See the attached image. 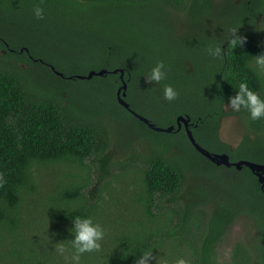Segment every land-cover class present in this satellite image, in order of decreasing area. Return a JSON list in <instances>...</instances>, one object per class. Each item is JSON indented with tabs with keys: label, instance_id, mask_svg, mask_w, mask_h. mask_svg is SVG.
<instances>
[{
	"label": "trees",
	"instance_id": "16d2710c",
	"mask_svg": "<svg viewBox=\"0 0 264 264\" xmlns=\"http://www.w3.org/2000/svg\"><path fill=\"white\" fill-rule=\"evenodd\" d=\"M233 1H221L213 21L224 23L221 30L235 29L243 43L233 47L229 37L221 43L213 34L212 44L226 48L220 57L207 55L213 59L209 66L196 65L190 76L187 67L173 71L166 66L165 79L149 85L145 76L153 67L124 61L126 41L110 11L135 6L154 8L161 16L168 7L185 9L190 3L194 16L213 19L214 1L0 0V264H65L56 243L74 238L69 230L75 216L91 217L105 230L101 249L83 254L81 264H135L149 250L150 264H174L181 257L189 264H264L259 177L246 166L213 164L176 125L178 116L190 117L196 141L210 153L264 165V119L253 121L243 109L226 111L241 81L264 97V75L249 67L251 56L264 52V0H241L238 7ZM37 6L44 9L43 18L34 15ZM54 21L78 33L91 51L63 63L48 47H38L36 33H51L49 22ZM118 69L125 72L124 99L131 109L157 127L175 126L174 132L150 128L119 104L121 73H113ZM102 70L107 74L77 78ZM165 85L176 90L174 100L164 99ZM143 100H149L147 108ZM231 115L240 118L246 132L234 149L219 136L222 119ZM113 123L127 127L121 129L122 138L133 151L123 178L140 170L136 162L143 167L138 195L132 191L127 197L112 187L111 179L118 177L112 144L122 143L111 133ZM137 142L145 150L139 160L134 158ZM214 183L223 184L211 192ZM164 199L173 206L166 208ZM242 218L252 220L256 235L251 244H235L231 261L221 263L217 248Z\"/></svg>",
	"mask_w": 264,
	"mask_h": 264
},
{
	"label": "rangeland",
	"instance_id": "374dc122",
	"mask_svg": "<svg viewBox=\"0 0 264 264\" xmlns=\"http://www.w3.org/2000/svg\"><path fill=\"white\" fill-rule=\"evenodd\" d=\"M212 1H214L212 6L213 9H211L213 12H209V15L213 19H208V14L199 15L198 17L194 16L190 9V3H186L187 8L185 9L168 7L166 13L161 15L165 20L162 19L154 8L141 9L135 8V6H127L111 10V19L120 26L119 37L126 41V45L121 48L123 55H126L124 61L131 65H136V63L146 65V68L154 67L157 63L163 62L165 67L171 66L170 69L173 71L177 70V67L183 66L187 67L189 76L191 70L195 72L196 69L199 68L198 66H201L203 69L206 65L209 66L213 59L210 57L207 59V55H209L207 48L209 46H216L212 44L211 35L215 34L213 37L219 38L222 43L236 31L235 29H231L230 31L225 29L221 30L222 27H224V23L213 21L218 16V14L215 13L218 12L217 6H219L223 0ZM233 3L238 7L242 1L234 0ZM24 13V10L17 12L14 14L15 16H12L13 21H9L7 24L9 26H14L17 20L20 19V15ZM90 13L93 14L91 11ZM49 23L51 27H49L48 30H50L51 33L47 32L44 35L36 33L38 39L36 45L38 47H40L38 44L42 45L43 50L48 47L51 55L61 59L63 58V63H68L67 60L72 59L69 58V56L75 58L83 57L86 51H91V47L81 42L78 33L70 31L67 27L62 26L65 23L57 21ZM47 24L48 22L41 23L42 26ZM197 25L200 31L197 29ZM10 31H13V29ZM220 46H222V44H220ZM222 48L224 51L226 46L223 45ZM112 54L114 55L115 53ZM61 59L58 61L60 62ZM86 67L88 68H85V70L89 69V66ZM35 75L37 79L44 78L40 73H36ZM42 82L46 84L45 80ZM184 84H180L179 88L185 89L184 87L186 86ZM148 102L149 100L143 102L144 108L150 105ZM231 110L233 109L229 106L226 107V111L230 112ZM107 120H110V118ZM110 125L111 133L113 134L114 132L117 138L122 141V143L118 141L112 144L114 153L113 162L115 163L113 174L118 175V177L111 179L113 181L112 187H117L125 191L127 197L131 195L132 191L138 195L142 192L141 188L138 187V180L141 178L140 171L143 167L139 164L140 162H136L140 170L137 172L134 171V173L123 178L122 175L125 169L123 167H127L128 158L132 155L133 151L129 148L127 140L122 138L123 133L121 129L127 127L120 123H113ZM245 133L242 121L239 117L231 115L222 119L219 136L220 139L224 143L230 145L231 148L234 149L240 145L244 139ZM138 144L137 142V150L134 152V158L136 160L138 159L139 152L145 153L142 146ZM119 163H122V165L116 168V165ZM50 178L53 179V177ZM193 179V174L189 173L187 182L192 184ZM220 181H224V179L221 178ZM222 184L223 183L212 184V187L210 186L211 192ZM117 200L118 199H113V201ZM164 204L166 208L173 206L171 203L167 202ZM107 206L108 204H106V207ZM165 210L166 209H164V211ZM208 222V218L204 220L205 224ZM255 235L256 229L250 218L237 220L225 237L224 243L217 248L219 261L221 263L230 262L234 245L238 242H243L245 244L250 242L251 244L253 241L252 238ZM184 253L188 254L189 251ZM255 262H258V260L255 259Z\"/></svg>",
	"mask_w": 264,
	"mask_h": 264
},
{
	"label": "clouds",
	"instance_id": "9594fccd",
	"mask_svg": "<svg viewBox=\"0 0 264 264\" xmlns=\"http://www.w3.org/2000/svg\"><path fill=\"white\" fill-rule=\"evenodd\" d=\"M43 14V8L39 6L34 8V15L37 18H43ZM243 39L237 35V32H233L227 41L231 46L236 47L243 43ZM207 52L212 57H220L223 48L221 46H209ZM249 67L258 74L264 75V52L251 56ZM165 75V65L163 62H159L145 76V83L149 85L158 84L165 79ZM163 96L164 99L172 101L176 98L177 92L171 85H165ZM227 106L236 112L241 109L246 110L253 121L264 119V97L250 88L247 81H241L238 84L235 95L229 97ZM73 224L74 227L69 231L74 238L68 240V244L56 243V251L64 256L65 264H81L83 254L99 251L105 235L104 228L99 223L94 222L91 217L75 216ZM68 245H70V249ZM153 259V253L150 250L145 251L137 257L135 264H150ZM158 264H162V262L158 261ZM174 264H189V262L181 257L175 260Z\"/></svg>",
	"mask_w": 264,
	"mask_h": 264
},
{
	"label": "water",
	"instance_id": "95a60500",
	"mask_svg": "<svg viewBox=\"0 0 264 264\" xmlns=\"http://www.w3.org/2000/svg\"><path fill=\"white\" fill-rule=\"evenodd\" d=\"M114 74L121 73L120 78L122 81V86L118 90V102L120 105L125 107L127 110H129L135 117L139 118L141 121H143L145 124H147L150 128L158 131V132H166L171 133L175 131V126H170L167 128H161L157 127L154 124L150 123L149 119L146 117L138 114L133 109H131L130 105L125 101L124 98L127 96V90H128V82L125 80V72L122 69L115 70L113 72ZM59 75L63 76L62 74L58 73ZM107 74L106 70L102 71H91L87 76H77V78L81 80L85 79H92L93 77L97 76H104ZM176 125H177V131L185 129V132L188 136L189 141L194 146V148L201 153L203 156H205L210 162L217 166H226L228 168L235 167L238 170H241L243 166L248 167L257 177H259V181L262 184V188L264 189V165H256L251 162L247 161H239V162H232L228 154H213L207 151L205 148H203L195 139L193 131L191 129V119L190 117L186 116H178L176 119Z\"/></svg>",
	"mask_w": 264,
	"mask_h": 264
}]
</instances>
